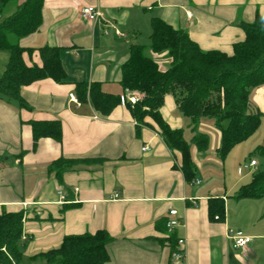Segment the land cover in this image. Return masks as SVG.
I'll return each instance as SVG.
<instances>
[{
	"label": "crops",
	"instance_id": "1",
	"mask_svg": "<svg viewBox=\"0 0 264 264\" xmlns=\"http://www.w3.org/2000/svg\"><path fill=\"white\" fill-rule=\"evenodd\" d=\"M83 5L98 6L100 19L82 17ZM257 14L264 16V0L44 1L41 28L21 44L61 47L67 81L45 78L24 86L26 106L0 99V213L25 212L26 256L60 246L66 235L104 229L111 236L105 264H264V197H233L249 180L228 186L201 179L199 155L206 151L191 143L197 172L189 181L181 153L166 145L150 117L148 125L138 123L122 103L104 116L69 96L76 94L78 82L93 81L105 92L125 95L122 64L132 44L150 41L153 17L184 28L205 51L232 54L246 36L242 24ZM154 57L163 66L169 62ZM24 60L42 64L38 51L24 53ZM252 93L264 114V84ZM161 114L173 129L185 130L190 120L172 94L165 96ZM46 119L61 120L62 139L43 137L34 145L30 122ZM60 157L91 161L77 163L57 179L50 164ZM211 198L224 200L223 220L210 218ZM170 209H177L182 221L173 234L165 227ZM237 233L251 236L245 248L234 246ZM178 238L186 241L182 261L171 258Z\"/></svg>",
	"mask_w": 264,
	"mask_h": 264
},
{
	"label": "trees",
	"instance_id": "2",
	"mask_svg": "<svg viewBox=\"0 0 264 264\" xmlns=\"http://www.w3.org/2000/svg\"><path fill=\"white\" fill-rule=\"evenodd\" d=\"M44 1L0 0V50L9 52L8 62L0 76V99L26 106L21 94L24 86L45 78L59 83L67 81L61 47L46 45L37 48L21 44V39L41 28ZM11 2H16L15 10L3 17L4 9ZM242 27L245 39L234 44L233 53L228 54L220 50L205 51L184 28L153 17L149 44H132L129 57L122 64L120 84L124 94L132 92L140 96L137 103H126V106L138 123L148 125L145 118L150 117L166 145L181 153V168L189 181L197 172L191 143L199 152L207 151L210 143L209 136L198 131L203 117L214 119L220 134L216 151L222 161L264 120L259 109L249 111L252 90L264 84V16L257 14L252 23H243ZM36 51L42 64H26L24 53L32 55ZM154 54L163 55L169 62L163 66ZM167 94L174 95L180 112L191 120L195 132L191 141L186 140L183 129H173L163 118L161 108ZM76 96L80 103H90L104 116L121 104V96L105 92L98 81L78 82ZM30 123L34 145L43 137L61 141V120H32ZM257 152L264 155V145L258 146ZM84 161L91 160L60 157L50 164V171L60 179L65 170ZM233 197H264V169L254 172ZM225 212L222 198L209 200L211 219L218 216V220H223ZM24 220V211L0 213V264H105L110 259L108 243L111 236L104 229L95 233L66 235L60 246L26 256Z\"/></svg>",
	"mask_w": 264,
	"mask_h": 264
},
{
	"label": "rangeland",
	"instance_id": "3",
	"mask_svg": "<svg viewBox=\"0 0 264 264\" xmlns=\"http://www.w3.org/2000/svg\"><path fill=\"white\" fill-rule=\"evenodd\" d=\"M16 8V2H11L4 9L3 17L10 15ZM148 45L149 42H146ZM9 59V52L7 50H0V75ZM251 108L249 111L255 112L258 109L257 103L253 100V93L251 94ZM214 119L211 117H203L199 123L198 131L205 133L210 138V143L207 151L199 155L200 166L199 176L201 179H209V182L223 183L224 181L228 186L241 178L244 183L251 179L254 172L259 169H264V155L257 152L260 145H264V120L258 129L245 141L237 144L222 161L216 153V147L219 142V131L215 127ZM203 124V125H202ZM191 120L186 122L184 137L186 140L191 141L194 136ZM254 158L258 161V165L251 170H243L242 164ZM243 170V171H242Z\"/></svg>",
	"mask_w": 264,
	"mask_h": 264
},
{
	"label": "built area",
	"instance_id": "4",
	"mask_svg": "<svg viewBox=\"0 0 264 264\" xmlns=\"http://www.w3.org/2000/svg\"><path fill=\"white\" fill-rule=\"evenodd\" d=\"M79 14L92 21L96 22L100 19L101 17V11L98 6L95 5H83L78 8ZM118 34H121L119 30H117ZM70 99L79 104V100L76 96L75 93H70L69 94ZM140 100V96L138 94L132 93V92H127V94L121 96V103L126 105V103H129L131 105H134ZM144 151L149 150V147L145 145L143 147ZM258 165V161L254 158L250 159L249 161H245L242 164V169L243 170H251L255 168ZM199 183V181H196ZM58 194L60 195L61 199H64V194L60 188H58ZM117 196V195H116ZM218 219V216L215 217ZM182 224V221L178 215V210L177 209H170L168 212V217L165 221V227L166 231L168 234H173L177 227H179ZM23 239H25V235H23ZM251 236H246L242 235L241 233H237L233 235V240H234V246L236 248H245L248 243L251 241ZM185 239L184 238H178L177 240V246L172 250L171 252V258L175 261H182L186 257V249H185Z\"/></svg>",
	"mask_w": 264,
	"mask_h": 264
}]
</instances>
